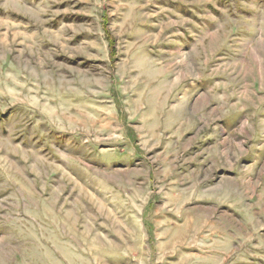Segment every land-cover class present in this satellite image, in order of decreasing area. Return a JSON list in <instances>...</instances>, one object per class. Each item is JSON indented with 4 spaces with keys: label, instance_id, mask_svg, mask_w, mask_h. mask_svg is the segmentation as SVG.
Segmentation results:
<instances>
[{
    "label": "rangeland",
    "instance_id": "rangeland-1",
    "mask_svg": "<svg viewBox=\"0 0 264 264\" xmlns=\"http://www.w3.org/2000/svg\"><path fill=\"white\" fill-rule=\"evenodd\" d=\"M0 264H264V0H0Z\"/></svg>",
    "mask_w": 264,
    "mask_h": 264
}]
</instances>
